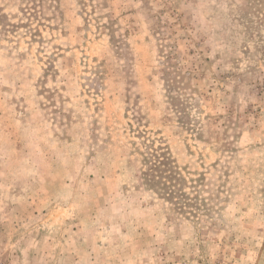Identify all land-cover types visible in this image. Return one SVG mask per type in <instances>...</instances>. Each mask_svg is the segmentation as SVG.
<instances>
[{
  "label": "rangeland",
  "instance_id": "1",
  "mask_svg": "<svg viewBox=\"0 0 264 264\" xmlns=\"http://www.w3.org/2000/svg\"><path fill=\"white\" fill-rule=\"evenodd\" d=\"M0 264H264V0H0Z\"/></svg>",
  "mask_w": 264,
  "mask_h": 264
},
{
  "label": "trees",
  "instance_id": "2",
  "mask_svg": "<svg viewBox=\"0 0 264 264\" xmlns=\"http://www.w3.org/2000/svg\"><path fill=\"white\" fill-rule=\"evenodd\" d=\"M161 164H162V162H161ZM164 179H166V177H164Z\"/></svg>",
  "mask_w": 264,
  "mask_h": 264
}]
</instances>
